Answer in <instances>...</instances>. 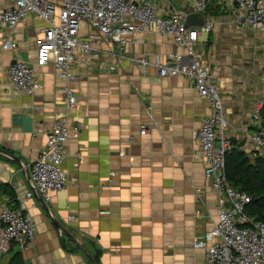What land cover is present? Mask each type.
I'll list each match as a JSON object with an SVG mask.
<instances>
[{"label": "crops", "instance_id": "crops-1", "mask_svg": "<svg viewBox=\"0 0 264 264\" xmlns=\"http://www.w3.org/2000/svg\"><path fill=\"white\" fill-rule=\"evenodd\" d=\"M163 3L165 0H153ZM187 10L194 0H172ZM14 0H0V12ZM214 28L196 42L222 95L226 132L232 149L254 161L260 149L250 134L264 126V28L233 23V0H212ZM46 22L32 14L15 27L13 49L4 50L0 28V148L21 161L0 154V204L18 207L37 226L34 242L6 244L0 264L17 251L25 264H94L54 223L64 225L96 258L97 264H205L206 248L195 242L215 225L218 194L205 173V161L193 139L209 102L184 76L160 77L144 66L158 55L182 51L171 39L135 34L124 56L102 47L99 60L74 68L67 80L52 66H35L41 87L33 94L12 92L7 69L16 54L34 63ZM115 63L111 71L108 64ZM71 86L77 103L71 122H83L65 145L63 168L75 181L53 193L47 212L39 201L29 166L46 143L47 133L64 110V88ZM148 125V133L140 128ZM116 175L113 177L111 174ZM28 192H33L27 198Z\"/></svg>", "mask_w": 264, "mask_h": 264}, {"label": "built area", "instance_id": "built-area-1", "mask_svg": "<svg viewBox=\"0 0 264 264\" xmlns=\"http://www.w3.org/2000/svg\"><path fill=\"white\" fill-rule=\"evenodd\" d=\"M211 1L194 0L189 9L201 13L205 21L201 26H186L188 13L172 0H14L12 6L0 12V28L6 34L4 50L16 47L10 36L27 16L42 18L46 26L38 41L35 62H28L17 53L8 66V87L12 92L33 94L42 85L35 66L50 65L62 78L74 79V68L99 60L104 45L111 47L113 57L124 56L135 34L157 33L171 39L182 51L157 54L153 61L145 57L135 60L144 66H156L160 77H186L211 107L194 130L193 139L205 161L206 176L218 194V218L195 246L206 248L205 264H264V221L247 210L252 196L234 188L228 180L226 155L232 142L226 132L224 101L209 66L196 49L200 34L214 28L208 9ZM232 21L240 27L264 28V0H233ZM108 69L114 71L117 65L109 63ZM76 103L75 90L66 86L64 110L47 133L43 150L29 166L37 192L47 203L54 192L66 189L76 180L63 168L65 145L84 126L83 122H71ZM263 106L264 102L256 106L254 118L260 116ZM140 133H148L147 124L141 126ZM250 139L264 156V126L254 130ZM32 196L33 192H28L27 198ZM27 207L23 198L18 207L0 204V254L6 244L27 247L34 242L37 226L25 212Z\"/></svg>", "mask_w": 264, "mask_h": 264}, {"label": "trees", "instance_id": "trees-1", "mask_svg": "<svg viewBox=\"0 0 264 264\" xmlns=\"http://www.w3.org/2000/svg\"><path fill=\"white\" fill-rule=\"evenodd\" d=\"M226 174L234 188L252 196L247 207L249 214L264 221V156L259 155L251 161L239 151L230 150L226 155ZM0 188L10 193L9 184L2 183ZM7 264H25L21 252H15Z\"/></svg>", "mask_w": 264, "mask_h": 264}, {"label": "water", "instance_id": "water-1", "mask_svg": "<svg viewBox=\"0 0 264 264\" xmlns=\"http://www.w3.org/2000/svg\"><path fill=\"white\" fill-rule=\"evenodd\" d=\"M186 12L188 13L187 19H186V26H201L204 24V17L201 13H195L192 12L190 9H187ZM0 154L4 156H8L12 160H14L16 163H20L21 159L16 156L15 154L4 150L3 148H0ZM37 190V189H36ZM39 201L41 202L44 209L49 212L48 203L43 199V197L38 193ZM53 221L57 226L60 227L62 232L76 245L78 248H80L83 252H85L89 258L92 260L94 264L96 263V258L90 253L88 248H86L64 225H62L60 222H58L56 219L53 218Z\"/></svg>", "mask_w": 264, "mask_h": 264}, {"label": "rangeland", "instance_id": "rangeland-1", "mask_svg": "<svg viewBox=\"0 0 264 264\" xmlns=\"http://www.w3.org/2000/svg\"><path fill=\"white\" fill-rule=\"evenodd\" d=\"M10 259H7L6 263L3 262V264H7L9 262Z\"/></svg>", "mask_w": 264, "mask_h": 264}]
</instances>
